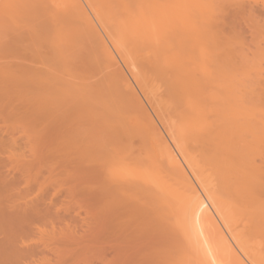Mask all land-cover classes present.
Masks as SVG:
<instances>
[{
    "label": "rangeland",
    "instance_id": "rangeland-1",
    "mask_svg": "<svg viewBox=\"0 0 264 264\" xmlns=\"http://www.w3.org/2000/svg\"><path fill=\"white\" fill-rule=\"evenodd\" d=\"M69 1L68 0H65V1L64 0H53V1L52 0L51 1L50 0H48V1L43 0L44 4L40 5V6H41V8L45 7L46 2H49V3H47L48 5L46 8L50 7L49 8L50 11H51V8L54 9L55 7H56V10L59 8L60 9L62 8L61 10L67 11V10H69V7L65 6V5L71 4V2H69ZM135 1L136 2H131V3L132 4L136 3V5H137V0H135ZM5 2H7V1H5ZM63 2H65V3H63ZM66 2H69V3H66ZM127 2H128V0H127ZM203 2H206V4L208 2H209L208 4L211 3V5L213 6L212 8L214 9L213 10L214 12L213 11L211 12V16L213 15V17L212 18L209 17V20H207L208 19L207 17H206L207 19H200V17H196V18H199L197 20L195 19L197 21V23H199V24H196V23H194L195 21L194 22L192 21L193 15L195 16L196 14H198L197 11L192 10L190 8L184 9L183 10L184 15L186 18L188 16V18L185 21H183V22H186V24H181L180 22H177L178 13H176V12L178 11L179 14H180V12H182V11H180L179 7H178L179 10L176 9L177 10L176 11L175 8L177 6L174 8L173 7L170 8L169 6H166L168 4L164 5L163 8L169 7V9L167 8V10H165L167 17L163 14L166 17L165 18L163 16L165 18L164 23L166 24V26H173V25L174 26H177V25L189 26L190 23L193 22L191 25L195 24L196 26H198V25L199 26H205V28L207 29V33H208V39L203 38L204 40L203 39H201V40L205 41L204 42L206 44L205 49H208L209 54L207 53V51H205V49L201 48V46H200L201 44H200L199 40L197 42L193 43L194 41H191L190 39H188L186 37H184L182 39H184L185 41H187V40L191 41L192 44H197L196 47H195V45H190L191 47H188L189 43L184 42V43H187V47L190 49L194 46L193 47L195 49V50L193 49L194 53L191 51L192 49L189 50L184 45H183L184 46L183 48H181L182 47L181 46L175 52L179 56L182 55L181 56L182 58H184L185 56L188 57L187 54L185 55V51H184V49L186 48L187 49L186 53H188V50H189L192 52V54L190 52L189 53L192 56L195 55L196 58L202 57V59H203L204 57L202 55L204 53L205 59L206 58H208L207 60L211 59V62H214V65L211 63L212 64V65H210L211 69L208 67L211 71V72L209 71V74L214 73L213 75H214V78L216 76V78L214 79L216 81V83L212 82L213 84H210V85L211 86L214 85V89H216V90H214L210 86L208 88H211L212 90H214V94L216 93L215 95L217 96L216 98H219V96L217 94H219L220 96L222 95L221 97H223V94H225V91L222 90L223 88H226L225 90H227V88H228V90H231V91L233 90L232 92L228 91L226 93L228 95H224V97H226V96L231 97L232 96L230 99L228 97H226V98H228V100H226L225 98L222 99V100H224V105L232 104L233 103V99H232L233 97L235 99H236V96H238V98H239V96L242 97L241 99L243 101H239L240 100V98H239L238 104H237V105H239V107H242V109L244 108L243 110L246 112V115H243L242 119L246 120L249 123H250V121H252L251 125H253L255 120H256L257 123L255 122V125H253L252 127H258L259 128L260 125L258 124V122L259 123L264 122L263 121L264 117L261 116L262 113L264 115V111H262V110H264V0H205ZM62 3L65 4L64 8L62 7L63 6ZM115 3L118 4V2H114L112 4L113 7L116 5ZM7 5L8 4H6V3L4 5V1L0 0V54H2V56L0 55V57L2 60V64H3V60H4V62L5 61H7V62L12 61L11 65H12V63L14 64V62H17L19 60L15 64L21 63L20 65L24 64V66H29V69L31 66L35 68L34 70H33V68H31L33 71L32 74L37 73L40 70L41 71L45 70V73L43 72V75L46 74V72H47L49 74L48 77L49 76L52 77L51 79H53L52 81L55 84L54 86L57 87V88L54 87V89L56 90V93L53 90V93L51 95L52 96L51 98L56 100V101L53 100V103H51L53 105L50 104L52 107L49 108V105H47L44 107V110L34 111V110H32V108L35 109L37 107L38 109H40V107L37 106L38 102L34 101V105H32L33 101L30 102L32 100L31 98H33V100L36 98H39V92L35 91L36 88L34 89L33 93L30 90V92L32 94L28 95L30 93L29 90H27V92L25 91L26 88H25V90H20V87H21L20 85L18 86V84H17V86H15L16 84H13V83L11 84L10 82L5 81V79H2L3 77L0 76V85L2 83H4V85L6 84L7 87L10 86L9 88L12 91V94H10L11 91H10V93H7V92H9V89L6 86H3V84L1 85L3 87L0 86V88H3L2 91H0L1 92L0 94L1 95L3 94L2 95L3 97L0 95V112H1L0 113V127H1L0 128V135H2V134L5 135L4 139H3V135H2V139L0 138L1 139L0 148H2V146L4 145V150H5V153L7 154V155H5L4 150L1 149L0 150V154H1L0 157L4 156L5 159H7V161L10 162L9 161L10 159H8V158L9 157L11 158L14 156V160L17 163H19V161H20V164H17V165L15 164V169H14L13 168L14 167L13 166L14 160H13V165L12 164L10 165V164H7L5 161H2L0 159L2 161V162H0L2 164V165H0V167H2V166L7 167L5 169H4V167L0 168V173H1L0 175L2 176L6 170L8 172L10 170V172H11L12 168H13V170L10 174L8 172H6V174L5 173L4 174L5 175L9 174V175H7L8 177H12L13 175H15V176H13V179L12 178L9 179V178H7V176H2V178L0 177L1 178L0 179V201L5 202V203L9 202L10 204H12V202L15 204H21V203L24 204L26 201H28V202L31 201L30 203H32V204H29L30 206L32 205L33 207H35L36 210L37 209L41 210V212L37 210V212L35 214V217H37L36 218L37 220L39 219L38 220L39 222L33 221L36 225L33 224L34 226H32L33 228L31 230V232L29 233L30 234L29 236L31 238L28 237V238H26L28 240L25 239L27 241V243H28V241L30 242L31 239H32V241L33 240L38 241V242H30V244L33 243V244L37 245L36 247H34L35 251H37V252H35L34 256L32 257V261H33V262L31 261L32 264H158L159 261H161L163 263L166 262V264H176L177 262L173 261V256L175 254V250H173V246L175 245L174 244V236H172L166 229H163L159 225V223H157L155 221L149 222V223L141 221V222L136 223L135 225H131L132 227H130V226L128 227L127 225H129V224H127L125 222H123L124 224L122 223L124 226L122 224H120L121 222L119 223L118 213L116 212V209H115L116 207L115 208L112 207V206H114L113 202L111 201L112 191L109 187L110 185H108L106 183V180L104 181L105 177H103L104 175H102L103 170L101 168V163L104 162L103 161L104 159L103 160H101V159L103 158V155L106 156V154H105L106 151H104L105 149L109 150L108 155L111 157V160H112V158H114V157H112V155H113L112 152H114V150L118 149V147L122 148L123 146H125V147H123V149H128L129 154H132L133 159H131V162L135 161L134 157L137 155V152L139 155H140V153L142 154L141 158L138 156V159L140 161L141 160L144 161V159L147 158L146 157L147 153L151 154L152 156L153 155L160 156L159 159L160 158L162 159V157L165 158V156H167V155H165V154H167L166 148H165L166 146H165V143L163 142L164 140L162 139V137L160 136L161 141H158L159 145H157L158 147L156 146L157 148L155 146H153L152 142L150 143V145H152L153 149L149 145V142H150L149 137L152 136L151 139H153V136L155 134L158 136V132H159L160 134L164 135L165 138H169L168 132L169 131L171 132V129L169 130L170 127H174V126L177 127L178 125H179V127L182 126V124H180L182 122H180L179 117L181 116L180 112L184 108V106L182 107V105H184L183 104L184 100H181L180 97H177L178 92H175L176 89H173V87H171L172 85L171 86L169 85V84H172V82L169 81L171 83H169L167 85L168 81L167 82L165 81L166 78L168 77V75H169V79H171L170 77H172V75H170L168 73L169 69L167 70V72H166V70L162 69L161 64L163 61L161 62V64H158L156 62H154V64L156 63L155 65L153 64V60L151 58L154 59L156 56L154 54H153L154 57L152 56L151 48L149 49V46L151 47V44H149V42L146 45L143 42H142L143 44L139 43L141 41H137L138 42L137 43V42H135L136 40H134V39H129L130 42L128 39H125V40L122 39L121 40L120 39L121 37H119L120 34L117 35V31H115V29L112 27V26H116V24H117L116 23L117 20L115 22L113 21L114 18L117 19L116 17H114V18L112 17V19H110L111 18L110 15H106L105 16L106 18L103 16L104 19H103V21L101 20L102 26L99 25V23L95 19V23H97V31L98 32L100 31V35H101L100 36L99 33H97L95 31V37L92 36V33L94 35V32H90L91 35L88 34L86 36L87 33L82 32V29L80 31V29L78 27L79 24L78 25L76 24V26H74V24H73L72 25L73 27H71L70 24L69 25L68 24L63 25V26H68V32H69V36H70V40H69L70 42L68 41V44L71 43V41H73L72 38H74L75 41L71 45L69 44L70 47L68 45L66 47H64L66 44V42H64L63 43L64 45L62 44L64 48L62 49V45L55 43L56 40L54 39V34H52L53 30H52V33L50 31L51 30L50 26L53 25V24H51L52 23V21H51L52 16L49 14L43 13V11L46 10V8L45 9L43 8V11H42V9L37 10L38 8H36L35 6L37 5V7H40L38 4H30V5H27L25 7V9L23 7L24 10L22 9L23 11H21V15L19 14L20 16L18 14H17V16H15V14H14V18H13L12 12H14V11L10 12L9 9L6 8ZM57 6H59V7H57ZM133 6H135V5H131V8ZM147 7H149V6L147 5ZM33 8L36 11L33 10ZM60 9H59V12L61 13ZM132 9L133 10L135 9L134 10V12H135L137 10V6H135V8L133 7ZM52 11H54V10H52ZM47 12H49V11L47 10ZM56 12H58V11H56ZM145 13H147V12H145ZM199 16H201V15H199ZM15 18L16 19L19 18V19L16 20ZM107 19H108V21H107ZM109 19L112 21H110ZM104 20H106V21L104 22ZM156 22H159V19L156 20ZM173 22H174V24H172ZM164 23H163V19H162L160 21V26H165ZM177 23H179V24H177ZM16 26H17V28H16ZM79 26H82V25H79ZM71 29H75L76 32L78 31L81 33L77 32L76 33L77 35H76L75 30H74V32L73 31L70 32ZM109 29H111V31ZM83 30H84V27H83ZM208 31H211L210 33L212 35ZM105 32H107L109 34L106 35L107 33H105ZM72 33H73V35H71ZM16 34H18L19 36ZM97 34H98V36H97ZM75 36L76 37L78 36V37L76 38ZM108 36L111 38H108ZM103 37H104V39H102ZM95 39H96V41H95ZM97 39H98V42H97ZM100 39H102V40H100ZM112 39H113V41H112ZM103 41L106 42L107 45H110L109 47H110V49H112L113 55L116 58V61L114 60L115 63L113 64V61H112V63L110 64L113 66V67H110L111 69H113V71H111V69L109 68V66H110L109 63L108 64L105 63L106 61L105 62H102V61L97 62L95 60L96 58L94 57V55H95L94 51H95L97 46L100 45V47H101V42H103ZM175 41L176 40H174V43H175ZM171 42H173V41H171ZM97 43H99V44H97ZM114 43L120 44V45H117V47H116V45ZM198 43L200 45H198ZM201 43L203 44V42H201ZM54 44L58 45V46L56 45L59 49L58 52H57V50L53 49V46H55ZM174 45H176V44H174ZM178 45H179V43H178ZM60 46H61V48H60ZM152 46H153V44H152ZM100 47H98L99 50H100ZM203 47H204V45H203ZM9 48H11V49L14 48V49H13V51H11V49L9 51L8 50ZM15 48H16V50H15ZM116 48H117V50H116ZM153 48L156 49V46H154ZM172 48H173V46H172ZM97 52H98V50L96 51V53ZM119 52H120V54H119ZM154 52H156V50ZM175 52H173V53H175ZM102 53H103V49H102V52L100 50V57H101ZM156 53L155 54L158 56V52H156ZM13 54H14V56H13ZM21 54H27V55L26 56L25 55L20 56ZM33 54H34V56H32ZM37 55L40 56L39 59H37L38 57L35 58V56H37ZM96 55L98 58L97 60H99L100 59V57L98 56L99 53ZM195 57L190 56L189 58H195ZM24 58H27V59H24ZM159 58L160 57L158 56V59ZM122 59H124L125 61ZM155 59L157 60V57ZM202 59H200V60H202ZM9 60H11V61H9ZM100 60H102V59H100ZM200 60H198V61L200 62ZM36 61H37V63L39 62V64H37ZM25 62L27 64L29 63L30 65H27ZM94 62H97L98 65L96 63L94 64ZM157 62H160V61L158 60ZM42 63H44V64H42ZM104 63L106 65V68L104 67L105 66ZM83 64L86 66L85 67L86 69H83L84 68ZM205 64H206V62H205ZM102 65H104L103 66L104 68L102 67ZM6 66H8V63ZM9 66H10V64H9ZM80 66H82V67H80ZM88 66L90 68L92 66L93 67L90 70V68ZM100 66H101V68H100ZM212 66L214 68H212ZM95 67H97L98 69ZM107 67L111 71L110 74L114 75V73H116V75H115V77H113L112 81H111L112 78L111 79L108 78V80H110V82L104 81L107 78V76L108 77L111 76L109 74L110 71L108 72L109 75L106 74L107 76L105 77L104 80H103L104 77L102 78V75L105 72L107 73V70H108ZM159 67H161V71H159L160 70V69H158ZM87 68L91 72L88 71ZM163 68L167 69V66L166 67L164 66ZM82 70L83 71L85 70L84 73H82L83 72ZM131 70L132 71L134 70L135 72L134 71L132 72ZM35 71H37V72H35ZM92 72H94V73L92 74ZM101 72H103V73H101ZM138 72H140V73H138ZM165 72L168 75H166ZM95 73H96V76H94L95 79L93 77V79H92L93 82L89 81L91 79L92 75H95ZM136 73L138 75H136ZM212 74H210L211 77H213ZM28 75H30L29 72H28ZM85 75H87L88 77L91 76L90 79L88 80V77H86ZM30 77H32V76L30 75ZM81 80H86V81L88 80V82L82 81V83H81ZM128 80H130V81H128ZM172 81H173V79H172ZM91 82H92V85L96 88V90L93 89L94 87L91 88V86H92ZM96 82H97V84H96ZM130 82H131V84H133V86L130 85ZM165 82H166V84H165ZM17 83H19V81ZM214 83L217 84L216 87H215ZM221 84H223V85L225 84V86L221 87L222 86ZM87 85H89V86H87ZM166 85H167V87H166ZM14 86H15V88H14ZM168 86H170L169 88L170 89L172 88L174 91L170 92ZM218 86L220 87L221 90L217 89ZM112 88H113V90H112ZM167 88H168V90H167ZM15 89H17L16 93H15ZM31 89H33V88H31ZM94 90L96 91L95 93H94ZM165 90H167V91H165ZM218 90H220L221 92ZM114 91L116 92V94ZM133 92H134V94H136V97L138 96L137 97L138 101L133 98L134 97ZM169 92L171 94H172V92H174L176 94V95L172 94L175 96V98H174V96H171L173 98V100L170 97L171 94H169ZM8 94H10L12 96H14L16 94L22 99H24V98L26 99L27 97L29 99V97H30V99H29L30 101H27V103H26V101L23 100L24 103H22V102H20V101H22V99L17 101L19 97H17L16 95H15V97H12ZM22 94H26V95H22ZM35 94L38 97H36ZM20 95H22V97ZM31 95H33V96L35 95V96L33 97ZM167 95L169 97H167ZM215 95H213L214 96L213 98L211 96V99H213V101L216 99ZM10 97H12V98H10ZM81 97L82 98L84 97L86 99V101H89V104H92L90 107V108H92V110L89 108V110L86 111V112H89V115L87 113L88 116L86 115V112H85L84 118L86 121H88L87 126L84 125L85 120L82 121L80 123V125L76 124L75 120H73L74 122L73 121L72 122L71 121L66 122L67 118L63 119V122H62V120H60V117H59L60 115L63 116V113L61 111L65 108H66L67 112L69 110L71 111L74 107H76L75 103L77 102V98H78V100L79 99L81 100ZM176 97L179 99H177ZM208 97H209V95H208ZM84 98H83V100H84ZM140 99L142 100V102H144V104H142V105L139 104V103H141V101H139ZM174 99H176L175 102H174ZM209 99H210V97H209ZM209 99L206 98V100H205L206 102L205 101L204 102L205 103L210 102L211 100H209ZM10 100H12L13 102L17 101V105L14 103H9ZM219 100H221V98L216 99L215 100V101H217L216 103H220V102L222 103V101H219ZM12 101H10V102H12ZM61 101L64 103V105H66V107L64 106V108L59 110V108L57 106H59V103ZM117 101H118V103H117ZM136 101H137V103H136ZM177 101H178V103H177ZM234 101H235V103H237V100H234ZM29 102L31 103V106H32L30 108H29V104H30ZM80 102H81V104L86 103L83 101H80ZM241 102H243V103H241ZM18 103H19V105H18ZM25 103H26V105H24ZM216 103H215V107L216 108L218 107L217 108L218 110L220 109L218 112L219 115H220V112L222 111L221 115H220L221 116L220 122H224V120H226V119H224L225 117H223V116L226 115V113L228 111L226 113H224L223 111L231 110L232 107L230 109L227 106H224L223 103L222 104L220 103L221 105L220 104L217 105ZM3 104H4V106H2ZM54 104H56V107L58 109L54 106ZM178 104L181 107H179ZM72 105H73V107H72ZM207 105L212 106V103L211 104L209 103ZM222 105H223V107H221ZM240 105H242V106H240ZM26 106H28V107H26ZM83 106L87 107L88 105L83 104ZM139 106H140V108H139ZM141 106L144 107L146 110H148L149 113H151V115L153 117V121H155L154 123L155 124L157 123L156 124L157 126H156V128H154V130L156 129L158 131L157 127H159L160 131L152 132L153 129H151V132H150V130L148 128L149 126H144L145 128L146 127L148 128L147 132L143 135L144 137L135 136L132 139H130L128 136H124V134L126 132L128 133V130L132 124L131 122H133L134 119L132 121L130 120L131 121L130 125L125 124V123H128L127 121H129V119H130V118H128L127 112H129L131 115L133 107L137 110V113H136L133 109V115L134 116L137 115L138 117L140 116V119L142 118L141 120L144 119L143 120L144 124L143 123H141V124L146 125V123H147V125H149V122H151L150 121L151 116H150V118L147 117V115H146L147 111H144L145 112V115H144L143 109ZM232 106L237 107L236 104H232ZM60 107H61V105H60ZM62 107H63V104H62ZM248 107H250L251 109L253 107H256V111H254L255 108L253 109V111H250L251 109L249 110ZM26 108H27V110H26ZM51 108L52 109L54 108V110H52L54 113H55V108H56L57 115H58V112L60 111L59 112L60 115H58L59 119L56 116L57 118H54L55 119V121H54L53 117L56 115V113H55V115H54V113H53V115L51 113V115L53 116L51 119V115H49ZM120 108H121V110H120ZM128 108H130V109H128ZM210 108L211 107H209V109ZM212 108H214V103H213ZM212 108H211V110H212ZM221 108L222 109L224 108V110H222ZM41 109H43V108H41ZM127 109L130 111H128ZM217 109L215 111H217ZM66 110H64V111L66 112ZM119 110H120V113H119ZM185 110H187V108ZM39 111L44 112V115H42V117L46 116V118L43 117L44 119H39L40 123H39V120L37 119L38 113H36ZM212 111H214V110H212ZM259 111H262V112L260 113ZM41 112H40V116L38 115L39 117H41ZM67 112L65 113V115L68 114ZM113 112H115L114 116H113ZM182 112H184V109ZM251 112H253V115H254V112H258V113H255V115L252 116L253 120L249 121V120H247V117H249V115H251ZM135 113H136V115H135ZM208 113H210V112H208ZM100 114L102 115L103 120L101 117H97ZM119 114L121 115V117ZM186 114L187 113H184V115H186ZM90 115H91V118L89 120H87L86 118L87 117L89 118ZM133 115H131V116H133ZM212 115H213V112H212ZM216 115H217V113H214V116H216ZM219 115L217 117H219ZM230 115L232 116V112L230 113ZM230 115H229V117H230ZM258 115H260L261 118ZM115 116H117L116 118L118 120L114 119ZM208 117H211L210 119L213 120V116H211V113H210V116L208 115ZM229 117H228V113H227L226 118L229 119ZM159 118L161 120L163 119L162 121L165 123L161 124V121ZM221 118H223V119H221ZM249 118H251V116ZM91 119H92V123L94 122L93 124L90 122ZM210 119H208V122ZM217 119H219V118H214V121L210 120V122L211 121L215 122ZM242 119H240V120H242ZM51 120H52V123L53 122L55 123V126H53L54 124L53 125L50 124V126H49V123L51 122ZM99 120L102 122H100ZM221 120H223V121H221ZM231 120H233V119L231 118L229 121H231ZM41 121H44V122H41ZM67 121H69V120H67ZM95 121L98 122L99 125H98V123H95ZM218 121H216V122H218ZM89 122L91 124H88ZM226 122H227V120H226ZM226 122H224V123H226ZM82 123L84 125L83 127L81 126ZM56 124L57 125L60 124V126L57 127ZM66 124H69L71 126V129L76 128V125H77V128L79 127L80 132H82V133L84 132L83 133L84 136L86 133H88L86 136L90 135V132H89V130H90L92 132V134H91L92 137H88V139L90 140V138H91V140H92V138L94 137L93 141L90 142L91 145H94L97 142V140L99 141L98 143L102 142V143H100L101 146L99 148L97 147L98 146L97 144H96L97 146L94 145L93 147L90 146L88 148L90 150V151H88V154L95 153V151H96L97 154L95 153V155H97L98 157H100V155H102V158H100V161H101L100 163L92 160L93 162L86 161V163L84 164V163H81L80 160H78L76 162V160H77L76 159L74 165L69 164V162H68L69 159L67 157L66 151L64 149V144H63V142L67 143V141L71 137V135L69 137L68 136L69 133L66 132L68 130V126H69ZM155 124L154 125L151 124L150 127L153 128V126H155ZM72 125H73V127H72ZM95 125H97V126H95ZM66 126H67V130L65 131ZM104 127H105V129H104ZM164 127L168 128V132H167V129L165 130ZM176 127H175L174 131L176 130ZM48 129H51V131L52 130L53 131L51 132ZM91 129H93V130H91ZM97 129H99V131H101V133H99V131ZM107 129H109V130L107 131ZM59 130L61 131L59 135L63 136L64 138H63V140H61V143H58L60 145L57 146V142L59 141V139H58L59 136L55 132L59 133ZM121 130H123V133ZM9 131H12L13 134L10 133ZM44 131H46V132H44ZM63 131H65V132H63ZM104 131H106V132H104ZM172 131H173V129H172ZM258 131H260V129H258ZM69 132H70V129H69ZM118 132L120 134H118ZM176 132H177V130H176ZM176 132H175V134H177ZM53 133L55 134V136L53 135ZM96 133H97L98 137H96ZM177 136L178 135H176V137ZM11 137H12V139H11ZM49 137H50V139H49ZM116 137H119V138L121 137L120 139L122 140V142L119 141V144L122 143L124 145H122V146L119 145L118 144L119 138H116ZM15 138H16V140H15ZM124 138H125V140L123 141ZM158 138L159 137H155V140ZM8 139H9V141H8ZM143 139L144 140L147 139L149 141L144 142ZM106 140H107V142L105 143ZM142 140H143V142H142ZM159 140H160V138H159ZM151 141L154 142V140H151ZM53 142H55V145H53ZM210 142H208V139H206V140L205 139L204 140L203 139H200V140L197 139V140H186V141L182 140L183 144L181 142L179 144L181 146V149L183 151H185L184 155L188 156L187 159L190 161V164L192 165L193 169L195 168L196 171L195 170L194 171H195V173H197L196 174L197 177L198 178L200 177V179L202 181L201 183L204 184V186L206 184V189L209 188L212 191L210 193L214 194L213 196L215 197L216 201L219 199V203H220L219 207H220L223 215L225 214L224 219L226 220V223L228 221L230 229L233 228L232 230L235 231L234 232L235 235L237 234V237L238 238L240 237V239H238V240H240V244L243 243L242 244L243 249L246 248V249H244L245 252H246V250L250 251V252H246V253H249L248 256L249 257L251 256L252 257L251 259H253V261H255L257 264H264V210L261 212L257 211L258 207H259V209H261V206L264 205V178L262 179V177H263L262 176L261 179H259L258 181H256L253 184V186L250 189V194L248 193V197H246L247 195H245L246 199H245V197L238 196V195H240V194H238L239 192L237 190H234V187L232 186V185L235 186V182H236L237 178H235L234 175H236L237 173L235 171H231L229 169H228V171L227 170L225 171V168L227 169V167H228V164L226 166V163H227L226 158L223 157V159L225 158V165H222V163L224 164V161L222 160V157H221L222 154L219 156V154H220L219 150H218V153H219L218 154V153L214 152V150H216V149L213 148V146L214 147L217 146V145L216 146L214 145V144H217L216 140L214 141V139H210ZM86 143H87V141H86ZM144 143L146 144L147 147L145 146ZM158 143L156 141V144H158ZM212 143H213V146H211ZM142 144H144V145H142ZM154 144H155V142H154ZM8 147H10L11 150ZM55 147H57V149ZM210 147H212L214 150H212ZM54 148L57 151L56 154L52 152L53 150L55 152ZM59 148L61 149V151L59 150ZM6 149H7V152H6ZM102 149H104V150H102ZM135 150H137V151H135ZM153 150L155 152H153ZM161 150H163L164 153L161 152ZM8 151H9V153H8ZM58 151L61 153H59ZM133 151L135 152V154ZM58 153H59V155H58ZM24 154L27 156H23ZM61 154H62L63 158H62ZM162 154H163V156H162ZM15 155H17V156H15ZM92 155H94V154H92ZM114 155H115V152H114ZM156 156H153V158L155 159ZM143 157H145V158H143ZM164 158L162 160L158 159L159 162L164 164L165 159H167V161H168V156H167V158H165V159ZM5 159H3V160H5ZM138 159L136 158L137 162L136 163L134 162V164L130 162L131 164H133L132 166H131V164L129 165V167H131V169H136V167H139L138 163L140 165H142V161L138 162ZM145 160L147 161L148 159H145ZM107 161H108V159H107ZM109 161H110V159H109ZM109 161H108V163H109ZM167 161L165 163L166 169L168 168V162ZM262 162L263 161H261V164H262ZM10 163H12V161ZM66 163H67V165H66ZM105 163H106V161H105ZM144 164H145V161H144ZM162 164H161V169H162ZM257 164H258V162H257ZM261 164L259 163V165H261ZM81 165L82 166L84 165V166L81 167ZM135 165H136V167H135ZM150 165H152V164H150ZM18 166H19V168H18ZM72 166L77 170L75 171L74 168H71ZM146 166L147 165L140 166L139 171L145 172L146 171L145 169H147V168L149 169V170L147 169V172L152 171V166L151 167H149V166L146 167ZM261 166L264 167L263 164ZM114 167H117V165L116 166L114 165ZM141 168H144V169L142 170ZM164 168H165V166H164ZM223 168H224V171H223ZM154 169L157 170L156 167H154ZM170 169L171 168L169 167V170ZM237 169H238V175L237 176L239 178V175L242 176L243 171L239 173V171H241V169H239V168H237ZM71 170H72V173L75 171V173L73 175H72V173H70ZM262 170H263L262 175H264V169L262 168ZM67 171H69V174ZM147 172H145V173H147ZM165 172L166 171H164L162 173L165 174ZM168 173L170 174V173H172V171L170 170V172H168ZM168 173L166 172V174H168ZM75 174H76V176L74 177ZM153 174H155V173H153ZM33 176H36V177H34V179H32ZM72 176L74 177L73 179H72ZM4 177H6V179H9V182L6 179H4ZM24 177H25V180H24ZM18 178L21 179V181L20 180L17 181ZM27 178L30 179V181H31L29 188H27V187H28V184L30 183V181L27 184V182H28ZM166 178H167L166 180H169L170 183H171V181H172V183H174L173 179H175V177L173 175L170 177L166 176ZM232 178H233V181H232ZM12 180L14 182L16 180V183L13 184L14 182ZM5 184H7V185H5ZM107 186H108V188H107ZM1 187H3V188L5 187L6 193L8 192L7 195L6 194L2 195L4 193V190ZM11 187H12V189H11ZM210 190H208V191H210ZM9 193L11 195H9ZM250 195H251V197H250ZM147 196H149V195H147ZM237 197H238V199H237ZM240 198H243V200H241ZM10 199H11V201H10ZM107 199H109V201L112 202L113 205L110 202H109L110 203V205H109ZM248 199H250V200H248ZM32 200H34V202H32ZM217 203H218V201H217ZM263 208H264V206H263ZM158 209H159V206L155 205L154 210H158ZM115 213H116L117 217H116ZM41 219L43 220V222L41 221L43 224L40 222ZM44 222H45V224H44ZM228 223H227V225H228ZM119 224L122 225L123 227L120 226ZM125 224H127V225H125ZM117 225H119V226H117ZM39 226H42V227H39ZM37 227H39L40 229L45 228L47 231L45 229H43L44 231H46L44 233V235L42 233L38 234V232L35 233L37 231V229H36ZM235 228H236V230H234ZM48 231H49V233H50V231L52 233L47 235ZM36 234H38V235H36ZM50 235H52V236H50ZM42 236H43V239H42ZM38 239H41L43 242L38 240ZM50 240H51V243H50ZM43 243H45V244H43ZM43 245H44L45 249H44ZM181 248L183 249V247H181ZM52 250H54V251H52ZM183 250H185V249H183ZM55 251H57V252H55ZM186 251H184V252H186ZM181 252H183V251L181 250L180 253ZM55 253H57V254H55ZM188 253L189 252L187 251V253H184V254L189 255ZM37 254H39V255H37ZM184 254H183V256H184ZM157 255H159L158 258H157ZM171 256H172L171 261L167 262V259H169V257H171ZM183 256L180 258L185 257V256L184 257ZM187 257H189V256H187ZM33 259H35V260L37 259V261L35 262V260H33ZM185 259H186L184 261L185 264H188L189 260H188V263H186V261L189 258L185 257ZM30 260H29V262H30ZM183 260L184 259H182V262H179V263L184 264ZM180 261H181V259H180ZM234 263L235 262H233V264Z\"/></svg>",
    "mask_w": 264,
    "mask_h": 264
},
{
    "label": "bare ground",
    "instance_id": "bare-ground-1",
    "mask_svg": "<svg viewBox=\"0 0 264 264\" xmlns=\"http://www.w3.org/2000/svg\"><path fill=\"white\" fill-rule=\"evenodd\" d=\"M3 1H4V5H5V3L8 4L6 6V8H8L10 12L14 11V12H12L13 18H14V14H15V16H17V14L21 15V11H23L27 5L38 4L40 6V5L44 4L43 0L42 1L41 0H3ZM5 1H7V2H5ZM165 1L164 0H137V5H136V3H133V4L131 3V2H136L135 0L134 1L128 0V2H127V0H70L69 2H71V4L65 5V4H63L65 2L62 3L63 4L62 7L64 8V5L68 6L69 10L63 11V10H61L62 8L61 9L59 8L61 10V13L59 12V9L56 10V7L54 9L51 8V11L49 10V8H50L49 6H48L49 8H46L48 5L47 3H49V2H46L45 7H42V8H41V6L40 7H37V5L35 6L36 8H38L37 10L42 9V11H43V8L44 9L46 8V10H44L45 12L43 11V13L49 14L52 16V17L51 16L50 17H51V21H52L51 24H53V25L50 26L51 27L50 31L52 33V30H53L52 34H54V39L56 40L55 43L62 45L64 42H66L64 47H66L67 45L70 47V45L75 41V39L72 38L73 41H71V43H69L70 45L68 44V41L70 40V36H69V32H68V26H63V25H66V24L69 25L70 24L71 27H73L72 26L73 24H74V26H76V24L82 25L86 32L83 30L82 26L78 25L80 31L82 29V32L87 33L86 36L88 34L91 35L90 32H94V35L92 33V36L95 37V31L97 33H99V35H100V31L99 32L97 31V23H95V19L99 23V25H101V23L104 19L103 16L105 17L106 15H110L111 16L110 19H112V17L113 18L116 17L117 19L114 18L115 20L113 19V21L115 22L117 20V22H116L117 24H116V26H112V27L115 29V31H117V35L120 34V36H119V37H121L120 39L121 40L122 39L123 40L134 39V40H136L135 42L141 41L139 43L143 42L146 45L149 42V44H151V47L149 46V49L151 48L152 56L154 54L157 57V60L155 59L156 57L154 58L156 61L153 58H151L153 60V64H154V62L161 64V62L163 61L161 64L162 69L166 70V72L169 69L168 73L170 75H172V77H170L171 79H169V75L165 72L166 75H168L167 78L169 79L168 80L166 78V80H165L166 82L168 81L167 85L172 82V84H169V85L170 86L172 85L171 87H173V89H176L175 92H178L177 97H180L181 100H184V103H183L184 105H182V107L184 106V108H183L184 112H182L183 111V109H182V111L180 112L181 116L180 117L178 116L180 118V122H182V123H180V124H182V126L179 127V125H178L177 127L176 126L170 127L169 130L171 129V132L170 131L168 132V128L164 127L165 130L167 129L169 138H165L164 135H162L158 132V131H160L159 127H157L158 131L156 129L154 130V128H156V126H157L156 125L157 123L156 124L154 123L155 121H153V117H152L151 113H149V111L146 110L144 107L141 106L143 109V114L145 115L144 111H147L148 112V113L146 112L147 117L150 118V116H151V119H152V120L150 119L151 122H149V125H147L146 122H145L146 125H143L144 119L141 120L142 118L140 119V116L138 117L136 115L137 110L135 109L136 108L135 106H134L135 108L134 107L132 108V113H131V115H133V109H134V111L136 112L135 113L136 116H134V115L133 116L135 118L133 116H131L129 112H127L128 118H130V119H129V121H127L128 123H125V124H129V125L131 123L132 124L128 130V133L126 132L124 134V136H128L130 139H132L135 136L144 137L143 135L147 132L148 128H149L150 132H151V129H153L152 132L157 131L158 136L156 134L155 135L153 134L154 135L153 139H151L152 136L149 137V139H150L149 145L152 142L153 146L156 147L157 145H159L158 141H161V137H162V139L164 140L163 142L165 143V146H166L165 148H166L167 154H165V155L168 156V161H167V159H165V158H167V156H165V158L162 157V159L163 158L165 159L164 160L165 163H166V161L168 162V168L167 169H166L165 163L162 164L159 162V160L161 159V158L159 159L160 156L153 155V156H156V158L154 159L153 156L151 154H148V153L146 156L147 158L143 157L145 159H148L147 161L144 159L145 164H144V161L141 160L142 165H140L139 163H138V165H139V167L143 166V165H147L149 167L152 166V171H150L151 173L147 172L148 168L145 169L146 170L145 172H147L148 174L143 172V171H139L140 168L136 167V165H135L136 169H131V167H129V165L131 163L134 164V162L136 163L137 162L136 158L138 159V156L141 158L142 154L140 153V155H141L140 156L137 152V155L134 157L135 161L131 162V159H133V156H132V154H129L128 149H123V147H125V146H123L122 148L118 147V149L114 150L115 155H114V152H112V154H113L112 157H114V158H112V160H111V157L108 155V152H109L108 149L107 150L102 149V150L106 151V153H105L106 156L103 155V158H102V155H100V157L95 155L96 151H95V153H92L94 155L88 154V151H90L88 148L90 146L93 147L94 145L95 146L98 145L97 147L99 148L101 146L100 143H102V142L98 143L99 141L97 140V142L94 145H91L90 142L93 141L94 137L92 138V140H91V138H90V140L88 139V137H92L91 136L92 132L90 130H89L90 135L86 136L88 134V133H86L84 136L83 135L84 132L83 133L80 132L79 127L77 128V125H76V128L71 129V126L69 124H66L69 126H68V130H67V126L65 127L66 128L65 131L67 130L66 132L69 133L68 136L70 137V135H71V137L67 141V143H64L63 141L62 142L64 144V149H65L67 157L69 159L68 162L70 165H74L75 160L77 159L76 162L78 160H80L81 163H84V164L86 163V161H90V162L97 161L100 163L101 162L100 158H102L101 160L104 159L103 160L104 162L101 163V168L103 170L102 175H104L103 177H105L104 181L106 180V183L108 185H110L109 187L112 191L111 201L114 204V206H112V207H114V208L116 207L115 209H116V212L118 213L119 223L121 222L120 224H122L123 222H125V223L129 224V225L125 224L128 227L129 226L132 227L131 225H135L136 223L141 222V221L146 222V223L155 221V222L159 223V225L163 229H166L172 236H174V244L175 245L173 246V250H175V254L173 256V261H176L177 262L176 264H180L179 262H182V259H184L183 260V262H184L186 260L185 257L189 258L186 261V263H188V260H189L188 264H231V263L233 264V262H235L234 264H257L255 261H253V259H251L252 258L251 256L250 257L248 256L249 253H246V252H250V251L246 250V252H245L244 249H246V248L243 249V247H242L243 243L240 244V240H238V239H240V237L238 238L237 234L235 235V233H234L235 231L232 230L233 228L230 229L228 221H227V223H228V225H227L226 220L224 219L225 214L223 215V213L219 207V204H220L219 199L217 198L218 199L217 200L218 203H217L215 197L213 196L214 194L210 193L212 191L209 188L206 189V184L204 186V184L201 183L202 181H201L200 177L199 178L197 177V175H196L197 173H195V171H196L195 168L193 169L192 165L190 164V161L187 159L188 156L184 155L185 151H183L181 149V146L179 143L180 142L182 143V140L186 141V140H197V139H199V140L205 139L206 140V139H208V142H210V139H214V141L216 140L217 144H214L215 146L217 145L216 147L213 146L214 142L211 144V146H213V148L216 150H214L212 147H210V148L212 150H214V152H216V153H218V150H219V153H220V154L218 153L219 156L222 154L221 157H222V160L224 161V164L222 163V165H225V158H226V162H227L226 166L228 164V167H227V169L225 168V171L226 170L228 171V169H229V170L235 171L237 173L236 175H234V177L237 178L236 182H235V186L232 185L233 183L231 185L234 187V190H237L239 192L238 194H240V195H238V196L245 197V195H247L246 197H248V193L250 194V189L253 186V184L256 181H258L259 179H261L262 176H263L262 179L264 178V175H262L263 174L262 168L264 169V167L261 166L262 164L264 165V163H263L264 162V157H263L264 156V122H261V123L258 122V124L261 126V127L259 126V128L258 127H252L253 125H255V122L257 123V121L255 120L254 124L251 125L252 121H250V120H253L252 116H254L255 113H258V112H254V115H253V112H251V115H249V117L251 116V118L247 117V120H249L250 123L247 122L246 120L242 119V116L246 115V112L243 110L244 108L242 109V107H239V105H237L239 98H240L239 101H243L241 99L242 97H240V96H239V98H238V96H236V99L234 97L232 98L233 99L232 104H236L237 107H235V106L233 107L232 104L224 105V100H222V99L225 98L226 100H228V98L230 99L232 97V96L231 97L226 96L228 98L224 97V95H228V94H226L228 91L229 92L231 91V90H228V88H227V90H225L226 88L222 89L223 91H225V94H223V97H221L222 95L220 96L219 94H217L219 96V98H216L217 97L215 95L216 93L214 94V90H216V89H214V85H212V86L210 85V84H213L212 82L216 83V81L214 80L216 78V76L214 78V75H213L214 73L213 74L210 73L213 75V77H211V75L209 74V71L211 69L210 65H212V64L214 65V62H211V59H209V60H207L208 58L205 59L204 53L202 55L204 57L203 59H202V57L196 58L195 55L194 56L191 55L193 52L194 46L191 48L192 50L188 47H191L190 45H195V47H196V45H197V44H192L191 41H194L193 43H195L199 40L201 45L199 43H198V45H200L201 48H203V49L206 48V44L204 43L205 41H202L201 39H203V38L208 39L207 29L205 28V26H199V25L196 26L195 24H193V25H191V24L194 21H195L194 23L199 24L196 21L199 18H196V17H200V19H207L208 18L207 20H209V17H211V18L213 17V15L211 16V12L214 9L212 8L213 6L211 5V3L208 4L209 3L208 2L206 4V2H203L205 0H165ZM69 2H66V3H69ZM114 2H118V4L115 3L116 5L113 7L112 4ZM165 4H168L166 6H169L170 8L171 7L174 8L177 6L175 8V10L178 9V7H179L180 11H182V12H180V14H179V12L176 10L177 11L176 13H178L177 22H180L181 24H186V22H183V21H185L188 18V16L186 18L184 15V12H183L184 9L190 8L192 10L197 11L198 14H196L195 16L193 15L194 20L192 19L193 22H191L189 26H187V25L186 26H179V25H177L179 23L176 24L177 26H174V25L173 26H166V24L164 23V21H165L164 19L167 17L165 10H167V8L169 9V7L163 8ZM131 5L137 6V10L135 12H134L135 9L134 10L132 9L133 7L135 8V6H133L131 8ZM147 5L149 7H147ZM23 7H24V9H23ZM57 7H59V6H57ZM33 10H35V9L33 8ZM47 10L49 12H47ZM52 10H54V11H52ZM55 10L58 12H56ZM145 12H147V13H145ZM199 15H201L202 17ZM18 19L19 18H17L16 20H18ZM158 19H159V22H156V20H158ZM162 19H163V23L165 24V26H160V21ZM105 21L106 20H104V22ZM107 21H108V19H107ZM110 21H112V20H110ZM174 22L172 24H174ZM16 28H17V26H16ZM74 30L75 29H71L70 32H72V31L74 32ZM109 30L111 31V29H109ZM77 32L75 30V34ZM208 32L210 33L211 31H208ZM78 33H81V32H78ZM105 33H107V32H105ZM108 34L109 33H107L106 35H108ZM16 35H18V34H16ZM71 35H73V33ZM97 36H98V34H97ZM184 37L190 39L191 41H188V40L185 41L184 39H182ZM108 38H111V37L108 36ZM102 39H104V37ZM102 39H100V40H102ZM113 39H112V41H113ZM174 40H176L175 43H174ZM95 41H96V39H95ZM171 41H173V42H171ZM97 42H98V39H97ZM129 42H130V40H129ZM184 42H188L189 46L187 47V43H184ZM201 42H203V44ZM178 43H179V45H178ZM57 44H54L55 46H53V49L57 50V52H58L59 49L57 47L58 46ZM97 44H99V43H97ZM152 44H153V46H152ZM174 44H176V45H174ZM63 45H62V49L64 48ZM115 45L117 47V45H120V44H115ZM183 45L192 51L191 52L188 50V53H186L187 49L186 48H185L186 50L184 49L185 55L186 54L188 55V57L185 56L186 58L185 57L182 58L181 57L182 55L179 56L175 52L181 46H182L181 48H183L184 47ZM203 45H204V47H203ZM109 46L110 45H107V43L104 41L101 42L102 48L100 47V45L97 47L95 46L96 49H95V51L93 50L95 52V53L93 52L95 55L94 54L93 55L96 58L95 60L97 62L98 61L99 62H101V61L105 62L106 61L105 63L106 64L109 63V65L112 63V61H113V64L115 63L116 58L113 55L112 49H110ZM154 46H156V49L153 48ZM172 46H173V48H172ZM98 47H100L101 52L103 49L104 54L102 53L101 57H100V50ZM60 48H61V46H60ZM10 49L11 48H9L8 50L10 51ZM13 49L14 48H12L11 51H13ZM152 49L153 50L155 49L156 52H158V56L160 57L159 59H158V56L156 55L157 53L154 52L155 50L153 51ZM15 50H16V48H15ZM97 50H98V52L96 53ZM116 50H117V48H116ZM205 51H207V53H208V49H205ZM173 52H175V53H173ZM98 53H99L98 56L102 60H100V59L97 60L98 58H97L96 54H98ZM119 54H120V52H119ZM0 55L2 56V54H0ZM22 55L26 56L27 54H21L20 56H22ZM13 56H14V54H13ZM32 56H34V54ZM190 56L195 57L196 59L195 58H189ZM36 57H38L37 59H39L40 56L37 55V56H35V58ZM24 59H27V58H24ZM197 59L198 60L202 59L203 61L200 60V62H199ZM122 60H124V59H122ZM158 60L160 62H157ZM9 61H11V60H9ZM6 62L7 61L4 62V60H3V64L5 63L7 65V63H8V66H6L5 64L4 65L2 64V60L0 57V76L3 77L2 79H5V81L10 82L11 84L12 83L16 84L15 86H17V84H18V86L20 85L21 86L20 90H25V88H26V90H25L26 92H27V90H29V92L31 90V92L33 93L34 89L36 88L35 91L39 92V98H36L38 96L35 94L36 99L33 100V98H31L32 99L31 101L29 100L30 97L28 99V97L26 96L27 97L26 99L24 97H23L24 99H22L18 95L15 94L17 97H19L17 101H19L21 99H22V101H20V102H22V103H24L23 100L26 101V103H27V101H30V102L33 101L32 105H34V101L38 102L37 106H39L40 109H38L37 107H36L37 108L36 109L34 107L36 109L35 110L32 108V110H34V111L44 110V107L47 105H49V108L52 107L51 105H53V104H51V103H53V100L56 101L55 99L51 98L53 90L56 93V90L54 89L55 84L52 81L53 79H51L52 77H50V76L48 77L49 74L47 72H46V74L43 75V72L45 73V70L44 71L43 70L38 71L36 69L38 72L37 71H35V72H37L38 74L37 73L32 74L33 71L31 68H33V70L35 69L32 66L29 69V66H24V64L20 65L21 63L15 64L17 62H14V64L12 63V65H11L12 61L7 62V63ZM97 62H94V64L96 63L98 65ZM205 62H206V64H205ZM36 63H37V61H36ZM105 63H104V65H105ZM9 64H10V66H9ZM37 64H39V62ZM42 64H44V63H42ZM27 65H30V64L28 63ZM104 65H102V67ZM82 66H80V67H82ZM164 66L165 67L167 66V69L163 68ZM85 67L86 66L84 65L83 69H86ZM92 67L91 68L89 67L90 70L92 69ZM104 67L106 68V65ZM110 67H113V66L110 65L109 68ZM95 68H97V67H95ZM100 68H101V66H100ZM212 68H214V67L212 66ZM107 69H108V67H107ZM158 69H160L159 71H161V67H159ZM87 70H88V68H87ZM90 70H88V71H90ZM84 71L82 73H84ZM109 71L110 70L108 69L107 73L105 72L103 74L104 76L102 75V78L104 77L103 80L105 79V77L107 76L106 74H108ZM111 71H113V69H111ZM111 71L109 72V74L111 73ZM28 72L30 73V75L32 77H30V75H28ZM93 73L94 72H92V74ZM101 73H103V72H101ZM138 73H140V72H138ZM110 75L111 76H109V77L107 76V78L104 80L105 82H108V81L110 82V80H108V78H110V79L112 78L111 79V81H112L113 77H115L116 73H114V75L113 74H110ZM136 75H138V74L136 73ZM85 76L88 77L87 75H85ZM94 76H96V73H95V75H92V77L89 76L88 80L91 77V79L89 81H92ZM94 79H95V77H94ZM172 79H173V81H172ZM88 80L87 81L81 80V83H82V81L88 82ZM18 81H19V83H17ZM128 81H130V80H128ZM169 81H171V82H169ZM92 82H91V85H92ZM166 82H165V84H166ZM2 84H3V86H6V84L5 85H4V83H2ZM96 84H97V82H96ZM130 85L133 86V84H131V82H130ZM167 85H166V87H167ZM221 85H222L221 87L225 86V84L224 85L221 84ZM3 86H1V87H3ZM15 86H14V88H15ZM87 86H89V85H87ZM170 86H168V88ZM209 86L211 88H213L214 90H212L211 88H208ZM216 86H217V84H215V87ZM219 86L217 87V89H220ZM9 87H7L9 89V92H7V93H10V91H11ZM92 87H94V86L92 85L91 88ZM31 88H33V89H31ZM55 88H57V87H55ZM168 88H167V90H168ZM2 89L3 88H0V91H2ZM93 89L96 90L95 87ZM171 89L169 88L170 92L174 91L173 89L172 90ZM95 90H94V93L96 92ZM112 90H113V88H112ZM167 90H165V91H167ZM220 90H218V91H220ZM16 91H17V89H15V93H16ZM31 92L29 94L28 93L27 94L30 95V94H32ZM170 92H169V94H171ZM10 94H12V91ZM10 94H8V95H10ZM115 94H116V92H115ZM172 94L176 95L174 92H172ZM172 94L170 95V97L174 96ZM15 95L14 96L10 95V96L15 97ZM22 95H26V94H22ZM22 95H20V96L22 97ZM168 95H167V97H169ZM208 95H209L210 99H209ZM213 95H215L216 99L221 98V100H219V101H222L224 106H227L230 109L232 107L231 110H225L223 112L226 113L228 111L227 112L228 117H229L230 113L232 112L233 117L231 115H230V117L233 120L229 121L231 118L229 117V119H227L226 118L227 113H226V115H224L223 117H225L224 119H226L227 122H226V120H224V122H226V123L220 122V117H221L220 115H221L222 111L220 112V115H219L218 112L220 109L218 110L217 109L218 107L217 108L215 107V103L217 101H215L216 100L215 99L214 100L215 102H214L213 99H211V96H212V98L214 97ZM31 96H33V95H31ZM133 96H134L133 98L138 101V98H137L138 96L136 97V94H134V92H133ZM12 97H10V98H12ZM83 98L81 97V100L80 99L79 100L86 102L83 104L88 105L87 107L83 106V104H81V102L77 98V102L75 103L76 107H74L71 111L69 110L67 112L66 108L63 109L61 111L63 113V116L60 115V113H59L60 111L58 112V115H60L59 117H60V120H62V122H63V119L67 118L66 122H70V121L72 122L73 120H75L76 124L80 125V123L85 120V118H84L85 112L87 110H89V108L91 107L92 104H89V101H86L85 98L83 100ZM174 98H175V96H174ZM206 98H208L211 101L205 103ZM177 99H179V98H177ZM172 100H173V98H172ZM175 100L176 99H174V102H175ZM234 100H237V103H235ZM10 101H12V100H10ZM10 101H9V103H14L17 105V101H14V102L13 101L10 102ZM137 101H136V103H137ZM139 101H141V103L138 102L140 105L144 104V102H142L141 99ZM19 103H18V105H19ZM26 103L24 105H26ZM60 103H59V106H57L59 108V110L64 108V106L66 107V105H64L63 102L61 104ZM117 103H118V101H117ZM177 103H178V101H177ZM209 103L210 104L212 103V106L207 105ZM213 103H214L215 109L212 108ZM220 103H216V104L218 105ZM241 103H243V102H241ZM62 104H63V107H62ZM60 105H61V107H60ZM223 105L221 107H223ZM2 106H4V104ZM54 106L56 107V104H54ZM240 106H242V105H240ZM26 107H28V106H26ZM30 107H32L31 103L29 104V108ZM72 107H73V105H72ZM179 107H181V106L179 105ZM209 107H211L212 110H214V111L217 109V111L214 112L211 110V108L209 109ZM41 108H43V109H41ZM56 108H55L56 115L52 111V110H54V108L53 109L51 108L49 115H51V113H52V115H53V113L55 115L54 117L51 115V119H52V117H53V119L58 117ZM121 108H120V110H121ZM139 108H140V106H139ZM186 108L188 111L185 110ZM254 108H255L254 111H256V107H253L252 109L250 107H248L249 110L251 109L250 111H253ZM90 109L92 110V108H90ZM128 109H130V108H128ZM26 110H27V108H26ZM64 110H66V112L68 113L67 115H65L66 112ZM120 110H119V113H120ZM222 110H224V108ZM128 111H130V110H128ZM262 111H264V110H262ZM262 111H259V112L261 113ZM40 112L41 111L36 112V113H38V115L40 116ZM208 112H210L211 116H213V120L210 119L211 117H208V115L210 116V113H208ZM212 112H213V115H212ZM87 113L89 115V112H86V115H87ZM114 113L115 112H113V116H114ZM184 113H187V114L184 115ZM214 113H217V115L214 116ZM38 115H37L38 120L44 119L43 117L46 118V116L42 117V115H44V112H41V117H39ZM100 115L97 117H101L103 120L102 115L101 116ZM218 115H219V117H217ZM258 116L260 117V115H258ZM261 116L264 117L263 113ZM59 117H58V119H59ZM116 117L117 116H115L114 119H117ZM120 117H121V115H120ZM90 118H91V115L89 118L87 117L86 119L89 120ZM214 118H219L216 120V121H218V120L219 121L218 122H216V121L212 122V121H214ZM133 119H134V121L131 122ZM208 119H210L212 121L210 122V120H209V122H208ZM221 119H223V118H221ZM240 119H242V120H240ZM67 120H69V121H67ZM162 120L160 119L161 124L165 123ZM54 121H55V119H54ZM221 121H223V120H221ZM41 122H44V121H41ZM84 122H85L84 125L87 126L88 121L85 120ZM90 122L92 123V119L90 120ZM90 122L88 124H91ZM100 122H102V121H100ZM39 123H40V120H39ZM83 123L81 124L82 127L84 126ZM95 123H98V122L95 121ZM141 123H143V124H141ZM50 124H52V125L54 124L53 126H55V123L54 122L52 123V120L49 123V126H50ZM151 124H153V125L155 124V126H153V128H151L150 127ZM98 125H99V123H98ZM56 126L58 127V126H60V124H58V125L56 124ZM95 126H97V125H95ZM144 126H149V127L145 128ZM72 127H73V125H72ZM175 127H176L177 132H176V130L174 131ZM69 129H70V132H69ZM104 129H105V127H104ZM172 129L174 132L172 131ZM258 129H260L261 132L258 131ZM48 130L51 131V129H48ZM91 130H93V129H91ZM97 130L99 131V129H97ZM108 130L109 129H107V131ZM65 131H63V132H65ZM121 131L123 133V130H121ZM9 132L12 133V131H9ZM44 132H46V131H44ZM60 132H61L60 130H59V133L55 132L59 136L58 137L59 141L57 142V146L60 145L58 143H61V140H63V138H64L63 136L59 135ZM104 132H106V131H104ZM119 132H118V134H120ZM175 132L177 134H175ZM99 133H101V131H99ZM2 135H0L1 139H2ZM53 135L55 136L54 133H53ZM176 135H178V136L176 137ZM4 136L5 135H3V139H4ZM96 137H98L97 133H96ZM155 137H159L160 140H159V138L155 140ZM116 138H119V137H116ZM120 138L118 140V144H119V141L122 142V140ZM125 138L123 139V141L125 140ZM1 139H0V141H1ZM11 139H12V137H11ZM49 139H50V137H49ZM15 140H16V138H15ZM143 140H142V142H143ZM151 140H154L155 144ZM8 141H9V139H8ZM86 141L88 144L86 143ZM145 141H149V140L146 139V140H144V142ZM156 141L158 144H156ZM106 142H107V140L105 141V143ZM144 144H142V145H144ZM53 145H55V142H53ZM119 145L122 146L124 144L120 143ZM145 146H146V144H145ZM150 146L152 148V145H150ZM8 148L10 149V147H8ZM55 148L57 149V147H55ZM1 149L4 150V145L2 146V148H0V150ZM56 149H55V152L52 149L53 150L52 152L55 154L57 153ZM59 150L61 151L60 148H59ZM135 151H137V150H135ZM6 152H7V149H6ZM153 152H155V151L153 150ZM161 152L164 153L163 150H161ZM4 153H5V150H4ZM8 153H9V151H8ZM59 153H61V152H59ZM59 153H58V155H59ZM134 154H135V152H134ZM5 155H7V154L5 153ZM17 155H15V156H17ZM0 156H1V154H0ZM23 156H27V155L24 154ZM61 156H62V154H61ZM162 156H163V154H162ZM223 157H225V158L223 159ZM62 158H63V156H62ZM0 159L2 161H5L7 164L13 165L14 156L11 158L10 157L8 158V159H10L9 160L10 162L12 161V163L8 162L4 156L0 157ZM3 159H5V160H3ZM107 159H108V161L110 159L109 163H108ZM1 160H0V162H2ZM105 161H106V163H105ZM141 161L138 159V162H141ZM261 161H263L262 164H261ZM15 162L16 161L14 160V165H13L14 169H15V164L16 165L20 164V161H19V163H17V162L15 163ZM257 162H258V164H257ZM259 163L261 165H259ZM133 164H131V166ZM150 164H152V165H150ZM161 164H162V169H161ZM0 165H2V164L0 163ZM66 165H67V163H66ZM114 165L115 166L117 165V167H114ZM83 166L81 165V167H83ZM164 166H165V168H164ZM2 167H4V166H2ZM2 167H0V168H2ZM154 167H156L157 170H155ZM169 167L171 168L170 170L172 171V173H170V174L168 173V172H170ZM5 168H7V167H4V169ZM13 168H12V170H13ZM18 168H19V166H18ZM71 168H74V167L72 166ZM237 168L241 169V171H239V173L243 171L242 176L239 175V178L237 176L238 175V169ZM141 169L143 170L144 168H141ZM12 170H11V172H12ZM74 170L76 171L77 169L74 168ZM75 171L72 173V170H71L70 173H72V175H73L75 173ZM164 171H166L168 174H166V172H165V174H163L162 172H164ZM223 171H224V168H223ZM6 172H8V171L6 170L4 173L6 174ZM11 172L9 170L8 173L10 174ZM67 172L69 174V171H67ZM4 173L2 176L9 175V174L5 175ZM153 173H155V174H153ZM171 174L175 177V179H173L174 183H172V181L170 183L169 180H166L167 179L166 176L170 177V176H172ZM2 176L0 175L1 178H2ZM13 176H15V175H13ZM13 176L12 177L7 176V178L13 179ZM75 176H76V174L74 175V177ZM34 177H36V176H33L32 179H34ZM74 177L72 176V179ZM4 179H6V177H4ZM9 179H6V180L9 182ZM19 180L21 181V179L18 178L17 181H19ZM24 180H25V177H24ZM27 181H28L27 182V184H28L30 179H28ZM232 181H233V178H232ZM15 183H16V180L13 184H15ZM30 184H31V181L28 184L27 188H29ZM5 185H7V184H5ZM1 188H3V187H1ZM107 188H108V186H107ZM11 189H12V187H11ZM3 190H4V193L2 195H5V194L7 195L8 192L6 193L5 187L3 188ZM208 190H210V191H208ZM9 195H11V194L9 193ZM147 195H149V196H147ZM246 197H245V199H246ZM250 197H251V195H250ZM237 199H238V197H237ZM240 199L243 200V198H240ZM107 200L109 203L110 202L109 199H107ZM248 200H250V199H248ZM10 201H11V199H10ZM30 202L26 201L24 204H22V203L21 204H15L13 202H12V204H10L9 202H7L8 203L7 204L5 202L0 201V264H32V262H33L32 257L34 256V253L37 252V251H35L34 247H36L37 245H35L33 243L30 244V242H38V241H35V240L32 241V239H31V241L30 242L28 241V243H27L26 240H28V239H26V238L30 237L29 233L31 232V230L33 228L32 226L36 225L33 221L39 222L38 221L39 219L38 220L36 219L37 217H35V214H36L37 210L40 212H41V210H39V209L36 210L35 207H33L32 205L30 206L29 204H32ZM32 202H34V200H32ZM112 202H110V203L112 204ZM110 203H109V205H110ZM155 205L159 206L158 210H154ZM263 206H261V209H259V207H258L257 211L258 212L263 211L264 210ZM115 215H116V213H115ZM116 217H117V215H116ZM41 221L43 222L42 219L40 220V222ZM44 224H45V222H44ZM119 225H117V226H119ZM122 225H120V226H122ZM39 227H42V226H39ZM39 227L36 228L37 231L35 233L38 232V234L42 233L44 235V233L47 230L45 228L40 229ZM43 229H45L46 231H44ZM234 230H236V228ZM47 233L46 234L49 235L52 232L50 231V233H49V231H48ZM38 234H36V235H38ZM52 235H50V236H52ZM42 239H43V236H42ZM38 240L42 241L41 239H38ZM50 243H51V240H50ZM43 244H45V243H43ZM43 247H44V245H43ZM181 247H183V249H185V250H183ZM44 249H45V247H44ZM181 250L183 252L180 253ZM186 250L189 252L188 253L189 255L184 254V253H187ZM52 251H54V250H52ZM57 251H55V252H57ZM184 251H186V252H184ZM55 254H57V253H55ZM183 254L185 257L183 256ZM37 255H39V254H37ZM182 256L184 258H180ZM187 256H189V257H187ZM158 257H159V255H157V258ZM178 257L181 259V261ZM28 259L29 260L31 259L30 262ZM171 259H172V256L169 257V259H167V262H170ZM33 260H35V259H33ZM36 261H37V259L35 260V262ZM158 264H166V262L163 263V262L159 261ZM184 264H185V262H184Z\"/></svg>",
    "mask_w": 264,
    "mask_h": 264
}]
</instances>
